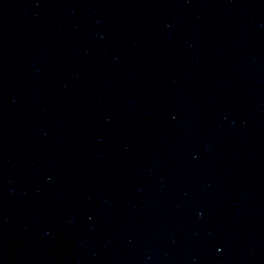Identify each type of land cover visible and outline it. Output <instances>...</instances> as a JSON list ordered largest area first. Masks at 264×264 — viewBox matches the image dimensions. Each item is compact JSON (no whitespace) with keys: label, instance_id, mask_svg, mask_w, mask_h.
Wrapping results in <instances>:
<instances>
[{"label":"water","instance_id":"water-1","mask_svg":"<svg viewBox=\"0 0 264 264\" xmlns=\"http://www.w3.org/2000/svg\"><path fill=\"white\" fill-rule=\"evenodd\" d=\"M0 264H264V0H0Z\"/></svg>","mask_w":264,"mask_h":264}]
</instances>
